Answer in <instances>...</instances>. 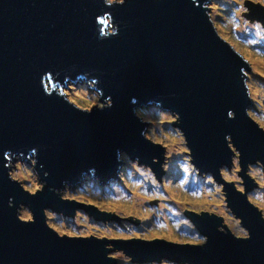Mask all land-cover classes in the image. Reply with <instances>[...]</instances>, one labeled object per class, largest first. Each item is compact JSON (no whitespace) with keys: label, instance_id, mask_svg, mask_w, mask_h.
<instances>
[{"label":"water","instance_id":"obj_1","mask_svg":"<svg viewBox=\"0 0 264 264\" xmlns=\"http://www.w3.org/2000/svg\"><path fill=\"white\" fill-rule=\"evenodd\" d=\"M211 1L0 0V264H117L118 249L136 262L264 264V216L247 191L250 164L264 165V127L250 113L253 64L219 32ZM248 2L244 14L264 25V6ZM82 81L105 105L84 107L68 91ZM149 105L176 117L200 172L220 179L239 158L246 190L238 180L225 190L247 236L221 211L201 209L186 211L206 236L198 244L50 224L48 210L123 221L127 214L64 189L118 181L126 159L162 180L168 150L138 111ZM19 158L32 162L42 189L24 188Z\"/></svg>","mask_w":264,"mask_h":264},{"label":"rangeland","instance_id":"obj_2","mask_svg":"<svg viewBox=\"0 0 264 264\" xmlns=\"http://www.w3.org/2000/svg\"><path fill=\"white\" fill-rule=\"evenodd\" d=\"M253 1L264 6V0ZM248 3V0H213L210 2L211 14L219 32L226 34L228 40H235V46L243 49L244 55H250L254 99L250 113L264 125V25L260 20H251L244 14L249 12ZM213 4L219 8H213ZM256 13L264 18V11L257 10ZM68 91L84 107L105 105L98 92L89 88L86 82H72ZM138 111L151 122L148 128L150 137L159 139L168 150L162 180L152 169L134 166L132 160L126 159L122 180L100 184L87 179L82 185H67L64 189L65 195L127 214L123 216V221H97L81 209L70 217L48 210L50 224L63 228L62 233L79 234L83 230L109 237H162L193 244L207 241L206 236L188 218L186 211L190 208L221 211L226 221L233 223L237 234L247 236L248 231L229 206L224 189L229 181L234 180H238V188L244 189L239 158L235 157V163L230 168L223 167L225 177H221L219 182L212 180L211 176L200 174L202 172L192 163L190 148L182 131L175 125L176 117L172 113L156 105L142 107ZM19 163V168L13 170L16 176L24 177V188L34 192L42 189L32 162L19 158ZM250 166H253L250 174H255V180L261 183L255 182L250 196L252 194V199L264 210V165L258 161ZM115 251H119L117 264H191L175 261L165 255L161 260L136 262L123 250Z\"/></svg>","mask_w":264,"mask_h":264},{"label":"flooded vegetation","instance_id":"obj_3","mask_svg":"<svg viewBox=\"0 0 264 264\" xmlns=\"http://www.w3.org/2000/svg\"><path fill=\"white\" fill-rule=\"evenodd\" d=\"M252 109V108H251ZM257 121L259 122V120L257 119ZM264 126V125H263ZM134 162V166H146V167H148V168H150V169H153L151 166H149V165H146V164H141V163H138V162H135V161H133ZM254 164H256V163H254ZM250 165H253V164H250ZM226 169L227 168H230V167H227V166H224ZM241 167V166H240ZM251 167H253V166H250V169H251ZM223 168V167H222ZM242 169V168H241ZM154 170V169H153ZM263 170H264V166H263ZM165 171H166V168H165ZM154 172H155V170H154ZM241 172V171H240ZM162 173V172H161ZM250 173H251V171H250ZM155 174H156V172H155ZM163 174V173H162ZM200 174H202V175H208V176H211V178H212V180L213 179H215L217 182H219L220 180H221V176H220V179H216L215 178V176H214V174H210V173H207V172H202V173H200ZM164 175V174H163ZM241 175V174H240ZM242 176V175H241ZM242 179L244 180V178L242 177ZM256 179V178H255ZM91 180H93V179H91ZM245 181V180H244ZM243 181V182H244ZM255 182H257V183H259V184H261L258 180L256 181L255 180ZM215 183V182H214ZM216 184V183H215ZM259 188H260V186H259ZM225 189V188H224ZM238 189H242V188H238ZM251 189V188H250ZM250 189L249 190H247V191H250ZM242 190H246L245 189V184H244V189H242ZM256 190V189H255ZM254 190V191H255ZM253 191V192H254ZM253 192H251V193H253ZM227 196V195H226ZM250 200H252V201H254L253 199H252V194H251V196H250ZM258 206V205H257ZM258 208H259V210H261L262 211V214H263V216H264V210L263 209H261L259 206H258ZM239 217V216H238ZM189 218V217H188ZM240 218V221H241V217H239ZM192 222V221H191ZM242 223V222H241ZM243 225V224H242ZM92 234H95V233H92ZM238 235H241V234H238ZM242 236H245V235H242Z\"/></svg>","mask_w":264,"mask_h":264},{"label":"trees","instance_id":"obj_4","mask_svg":"<svg viewBox=\"0 0 264 264\" xmlns=\"http://www.w3.org/2000/svg\"><path fill=\"white\" fill-rule=\"evenodd\" d=\"M216 1V0H215ZM216 7H218V6H216V5H214L213 4V8H216ZM219 8V7H218ZM151 107H154V106H151ZM156 110H158V111H160V109H157V107L155 108ZM260 123V122H259ZM261 124V123H260ZM262 125V124H261ZM263 126V125H262ZM264 127V126H263ZM126 167V166H125ZM139 167H141V168H143V167H145V168H147V169H149L148 167H146V166H139ZM125 169V168H124ZM122 180V179H121ZM97 183H99V182H97ZM100 184H102V183H100ZM256 191V190H255ZM188 210H192V209H190V208H188ZM84 213V212H83ZM102 222H104V221H102ZM105 223H109V222H105ZM192 223V225H195L193 222H191Z\"/></svg>","mask_w":264,"mask_h":264},{"label":"clouds","instance_id":"obj_5","mask_svg":"<svg viewBox=\"0 0 264 264\" xmlns=\"http://www.w3.org/2000/svg\"><path fill=\"white\" fill-rule=\"evenodd\" d=\"M213 1V0H212ZM211 10H212V6H211ZM87 85V84H86ZM89 88H91V87H89ZM145 107H147V106H145ZM160 108V107H159ZM140 109V108H139ZM163 110V109H162ZM133 161V160H132ZM88 180H91V179H93V178H87ZM87 179H85V180H87ZM121 180V179H120ZM96 180H91V182H95ZM96 182H98V181H96ZM100 183V182H99ZM103 184V183H102ZM107 184V183H106ZM90 215V214H89ZM92 216V215H91ZM95 220H97L98 221V219H96L94 216H92ZM97 235V234H96Z\"/></svg>","mask_w":264,"mask_h":264},{"label":"bare ground","instance_id":"obj_6","mask_svg":"<svg viewBox=\"0 0 264 264\" xmlns=\"http://www.w3.org/2000/svg\"><path fill=\"white\" fill-rule=\"evenodd\" d=\"M82 82H84V81H82ZM79 82H77V84H78ZM79 84H81V83H79ZM110 100V99H109Z\"/></svg>","mask_w":264,"mask_h":264}]
</instances>
